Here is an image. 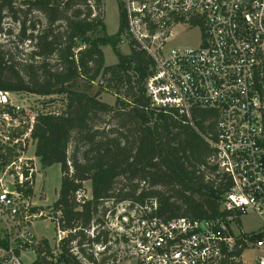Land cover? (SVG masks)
<instances>
[{
  "label": "trees",
  "instance_id": "1",
  "mask_svg": "<svg viewBox=\"0 0 264 264\" xmlns=\"http://www.w3.org/2000/svg\"><path fill=\"white\" fill-rule=\"evenodd\" d=\"M105 1L0 0V32L7 19L17 27L14 44H0V91L58 96L63 107L60 113L38 112L29 127L33 157L42 168L60 165L58 196L50 209L59 214L58 231L65 234L56 251L47 240H38L31 264H109L119 241L109 236L105 216L123 204L127 213L163 222L232 216L220 210L231 183L212 162L215 150L206 141L215 138L216 112L192 108L187 117L151 107L145 81L153 61L133 41L128 54L119 50L125 29L119 0L118 30L105 33ZM25 44L24 53L19 47ZM103 46L111 48L115 64L105 65ZM102 93L114 96L112 106L99 99ZM22 114L0 108V115L13 120ZM23 134L12 132L8 140ZM18 151L25 152L19 145H0V173L18 159ZM29 170L23 168L21 184L15 177V192L24 200L33 196ZM235 222L240 227V220ZM6 237L0 235L3 248ZM261 237L251 233L249 241ZM245 250L243 245L229 256L240 259Z\"/></svg>",
  "mask_w": 264,
  "mask_h": 264
},
{
  "label": "built area",
  "instance_id": "2",
  "mask_svg": "<svg viewBox=\"0 0 264 264\" xmlns=\"http://www.w3.org/2000/svg\"><path fill=\"white\" fill-rule=\"evenodd\" d=\"M119 1L125 21L120 43L135 42L153 61L145 81L151 107L187 117L192 108L216 112L215 138L206 141L215 150L212 162L231 183L220 210L232 216L163 222L119 205L114 215L105 216L109 236L119 241L109 264H243L242 254L229 256L243 245L264 254V0ZM190 35L196 37L194 46H170ZM7 106L18 114L9 94L0 91V108ZM1 177L0 222L7 248L0 245V264H22L16 250L32 251L38 239L30 227L41 214L31 213L26 200L6 189L14 182L3 183ZM16 179L21 184L22 174ZM250 213L262 221V229L251 232L262 236L254 243L235 222ZM13 226L19 229V243L11 237ZM64 236L59 232L57 242ZM254 264H264V255Z\"/></svg>",
  "mask_w": 264,
  "mask_h": 264
},
{
  "label": "rangeland",
  "instance_id": "3",
  "mask_svg": "<svg viewBox=\"0 0 264 264\" xmlns=\"http://www.w3.org/2000/svg\"><path fill=\"white\" fill-rule=\"evenodd\" d=\"M103 23L105 28V33L109 36L114 35L118 30L119 18H118V8L116 0H106L104 2V14ZM0 32V44L5 45L7 48L14 44L15 34L17 32V27L10 20H5L1 25ZM10 37L9 40L7 38ZM125 43L119 44V50L123 54H128L129 49ZM197 43L196 37L190 35L189 37H178L176 40L170 42V46H180L182 44H188L194 46ZM28 45L20 46L19 49L24 53L29 50ZM104 55L105 65L110 66L116 63V58L109 46L101 47ZM83 82H78V89L83 90ZM97 91L96 83L89 89V94H94ZM99 99L108 104L113 105L115 98L109 93H102ZM9 100L12 105L19 108V111L23 112L16 119L10 122H5L0 115V145H13L11 141L8 140V135L12 132L14 133H24L18 139L20 140L17 145L24 148L25 152L19 153L20 161L17 159L15 165L11 168H6L5 172L2 173L1 179L3 183L5 181H13L15 183L16 173H21L23 168H28L29 174L32 175V189L33 196L26 200L29 204L30 212L35 209L34 214H41L36 220H32L30 231L38 239H45L48 241L52 250L56 251L58 247L57 237H58V226L57 221L53 219L52 211L50 207L57 200L58 191L61 182V169L60 165L54 164L47 168H42L40 162L34 160L33 157V145L28 134V129L35 117V115L40 112H55L60 113L63 110L61 104V98L58 96L39 98L35 96H30L27 94H9ZM53 100V101H52ZM52 101V102H50ZM13 174H9V173ZM24 181V180H23ZM31 185V184H30ZM85 194L90 197V185L89 183L84 184ZM59 214H57L58 219ZM240 230L246 233H251L262 229V221L254 214H248L241 219ZM237 230V229H236ZM5 228L0 222V235H6ZM19 235V229L17 226H13L11 229V237L17 239L16 243H19L17 238ZM19 249V248H17ZM262 254L260 251H252V249H246L242 253V260L244 264H254V260ZM19 258L22 264H31L35 259V254L31 250H20Z\"/></svg>",
  "mask_w": 264,
  "mask_h": 264
},
{
  "label": "water",
  "instance_id": "4",
  "mask_svg": "<svg viewBox=\"0 0 264 264\" xmlns=\"http://www.w3.org/2000/svg\"><path fill=\"white\" fill-rule=\"evenodd\" d=\"M6 189L9 191V192H12L14 193L15 192V187L11 184H7L6 185ZM53 219L56 220L57 219V214H54L53 215ZM201 228L203 229V226H201Z\"/></svg>",
  "mask_w": 264,
  "mask_h": 264
},
{
  "label": "crops",
  "instance_id": "5",
  "mask_svg": "<svg viewBox=\"0 0 264 264\" xmlns=\"http://www.w3.org/2000/svg\"><path fill=\"white\" fill-rule=\"evenodd\" d=\"M32 153H34V145H33V151H32ZM34 160L37 161L38 159H35V158H34ZM87 197H88V196H87ZM32 235H33V234H32ZM33 236H34V235H33ZM34 237H35V236H34ZM35 238H36V237H35ZM36 239H38V238H36ZM38 240H40V239H38ZM243 264H244V262H243Z\"/></svg>",
  "mask_w": 264,
  "mask_h": 264
}]
</instances>
